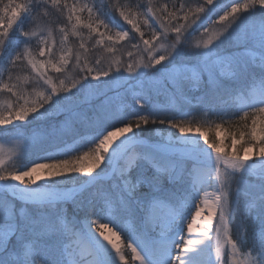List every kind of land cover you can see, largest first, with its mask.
Masks as SVG:
<instances>
[{"label": "snow or ice", "instance_id": "obj_1", "mask_svg": "<svg viewBox=\"0 0 264 264\" xmlns=\"http://www.w3.org/2000/svg\"><path fill=\"white\" fill-rule=\"evenodd\" d=\"M195 4L0 0V137H74L87 149L18 169L0 155V264H264V0ZM95 49L121 59L104 69ZM133 49L144 59L125 65ZM76 67L80 80H66ZM184 105L227 125L233 151L204 124L190 135L196 113ZM149 124L162 126L150 130L158 139L142 136ZM40 168L49 178L37 183ZM113 229L126 231V248Z\"/></svg>", "mask_w": 264, "mask_h": 264}, {"label": "rangeland", "instance_id": "obj_2", "mask_svg": "<svg viewBox=\"0 0 264 264\" xmlns=\"http://www.w3.org/2000/svg\"><path fill=\"white\" fill-rule=\"evenodd\" d=\"M201 3L203 2V0H200ZM226 1H231V0H214V5L210 6L213 7L214 9H220L222 7H225L226 5H230L232 3L228 2L226 3ZM225 3V4H224ZM223 5V6H222ZM222 14V13H221ZM210 15V14H209ZM214 19H218V17H213ZM117 19V18H116ZM117 21L119 23H121L126 29L130 30L131 26L130 25H126L124 24L123 21L118 20ZM195 27V26H194ZM210 27L213 29V31H215V29L219 28L220 25H210ZM103 30V29H101ZM146 33H147V29H143ZM133 34L130 31V35ZM56 38L59 39V34H56ZM147 38V36L145 37ZM200 40V36L199 34H197L196 36H194L192 43L195 44L196 42H198ZM126 42H121V44L117 45V48H120L122 44H125ZM33 48L35 50V40H34V44H33ZM133 56L132 57H128L127 55V51H124V55L122 57L124 64L126 65L127 63H140L144 57L141 54L136 53V51L133 49ZM110 58H105L101 60V65L100 67H103L104 69L108 68V63H109V59L112 60H118L121 59L120 56V52L117 51L114 54H109ZM93 60V59H91ZM94 61V60H93ZM94 68L96 67V65L93 63L92 65ZM113 71H114V66H113ZM149 71H153V70H149ZM83 75V73H81L80 69L78 67L73 68L71 71H69L66 76L64 77L66 80L69 81H79L81 76ZM125 75H127V73H125ZM102 79H104V77H102ZM192 82L188 81L185 84V88L190 89L192 88ZM113 87H115L116 89L119 90L120 95L124 97V103L125 104H130L133 102V98L130 94H127L124 92V89L120 86V84H116ZM105 91L108 93L109 96H113L115 103L113 104V107H117L119 105V97H115L113 92L109 89V88H105ZM189 96L194 97L199 95L198 92L195 91H189ZM0 99H3V97H0ZM160 103L162 105H166L169 109H175L176 104L173 101H170L168 99H166L164 96H161L159 98ZM186 110H189L193 113H196V115L194 117H191L190 119L194 120V125H193V130L192 132H195V124L199 123V124H204L205 126L203 128H201V131L204 132V134L206 136H208L209 140L212 139H216L217 142L220 144L221 148L224 151H233L232 146H231V141L230 138H228V132L225 131V129L221 128L219 130L215 129L214 127H209V125H214L217 122V117L212 116L210 119H208L206 122L201 118V109L200 108H190L188 105H184ZM168 115H174L176 114L174 111H169L167 113ZM159 125V124H157ZM153 126V125H151ZM156 126V125H154ZM162 127V126H160ZM207 128H210V130H208ZM114 130V129H112ZM151 129H148L146 131H143L142 135L145 136V138L148 139H158L160 136L159 132H155V131H150ZM196 134V133H195ZM26 136H31V132L26 133L25 135L19 136V137H15L13 134L9 133V134H4L3 137H0V143L3 144V148L4 151L3 153H0V155L3 156V159L5 161V166L12 169H18L23 163H27L30 162L32 160H40L39 158L41 157V153H44L45 148H53L54 146H60L62 145L63 147H68L67 149H63L62 152H60L59 154L57 153L54 156H50V157H57V158H66V159H74L75 155L78 154H82V151L87 150L85 147V144L82 143L79 139H76L74 137H68L65 141H61L59 139H57L55 144H52L49 140H42L41 141V145H37V144H33L31 143V141L26 140ZM28 144L27 147V151H25V144ZM236 147H238V145H236ZM255 159V157H253ZM40 162L42 163H52L55 162L53 159H43L40 160ZM82 164L84 166H88L91 164V160H84L82 161ZM101 167H103V165H101ZM99 169H97L98 171ZM71 175V173H69ZM41 177V181H44L46 179L49 178V169L47 168H40L37 169L36 172H34L32 174V178H38ZM28 179L25 180V182L27 183ZM164 208H166L169 211V208L166 204H161ZM114 232H116V236H118L120 238V243L123 245L124 248H126V244H127V239H126V234L123 232H117L115 229H113ZM236 232V230L233 231V233ZM235 236V233L233 234ZM122 239V241H121ZM124 241V242H123ZM130 251V250H127ZM126 251V254H127ZM127 257V255H126Z\"/></svg>", "mask_w": 264, "mask_h": 264}, {"label": "trees", "instance_id": "obj_3", "mask_svg": "<svg viewBox=\"0 0 264 264\" xmlns=\"http://www.w3.org/2000/svg\"><path fill=\"white\" fill-rule=\"evenodd\" d=\"M69 2L71 3L72 2V0H69ZM78 2L80 3V4H84V3H88V4H92V3H98V4H107V3H109V0H78ZM120 2L121 3H129V2H135V0H120ZM145 2H146V0H145ZM177 2H179V0H177ZM186 2H190L191 4H192V6L193 7H195L196 6V4H195V0H186ZM201 2V1H200ZM155 3L156 4H159V5H161V6H163L165 3H167L168 5H169V7H171V3H172V0H155ZM87 12H84L83 14H82V16L84 17V18H86L87 17ZM118 20H120V18L117 16L116 17ZM83 31V33H84V35L85 36H87L88 35V33H87V30L86 29H83L82 30ZM79 39L78 38H76V37H72V36H69V46H71V47H74V48H78V46H79ZM33 44H34V40H33ZM33 50H34V48H33ZM89 56H90V59H93V60H95V59H100V60H102V59H105V58H110V56L108 55V53L107 52H104L103 51V49H95L93 52H90L89 53ZM152 124H149L148 126H147V129L146 130H148V129H151V130H153V129H159V128H161L160 127V125H157L156 124V126H151ZM223 129H225V131H227L228 132V138H230V141H231V134L232 133H230L229 131H228V126L227 125H225L224 127H222ZM208 130H210V128H207ZM146 130H144V131H146ZM234 131H237V130H235L234 129ZM153 132V131H152ZM141 134H143V133H141ZM143 136V135H142ZM238 145V147H239V144H237ZM68 186H71V185H68Z\"/></svg>", "mask_w": 264, "mask_h": 264}, {"label": "bare ground", "instance_id": "obj_4", "mask_svg": "<svg viewBox=\"0 0 264 264\" xmlns=\"http://www.w3.org/2000/svg\"><path fill=\"white\" fill-rule=\"evenodd\" d=\"M189 134H190V135H194L195 132H191V133H189ZM67 148H68L67 146H66V147H61V148H59V149L53 151L52 153H48V154H45V155L41 156L39 159H40V160H43V159H46L45 157L54 156V155H56L57 153L59 154L60 152H62L63 149L65 150V149H67ZM26 179H28V178L25 177V180H26ZM35 180H36L37 183H41V182H43V181H41V180H42L41 177L35 178ZM27 181H28V180H27ZM28 184H29V182H27L26 185H24V186H28ZM167 212H168V210H167L166 208H164L162 205H161V206L159 207V209H158V213H164V214H166ZM124 233L126 234V231H125ZM112 239H113V241H114L117 245H119L121 248H124L123 245L120 243V238H119L118 236L114 235V236H112ZM121 241H122V239H121ZM123 242H124V241H123Z\"/></svg>", "mask_w": 264, "mask_h": 264}]
</instances>
